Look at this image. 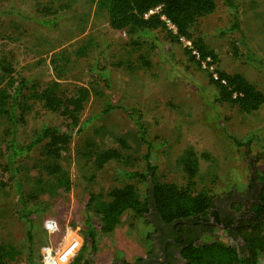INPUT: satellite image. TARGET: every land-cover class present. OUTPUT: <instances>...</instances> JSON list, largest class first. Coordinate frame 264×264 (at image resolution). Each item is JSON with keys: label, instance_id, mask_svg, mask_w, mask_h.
Listing matches in <instances>:
<instances>
[{"label": "rangeland", "instance_id": "obj_1", "mask_svg": "<svg viewBox=\"0 0 264 264\" xmlns=\"http://www.w3.org/2000/svg\"><path fill=\"white\" fill-rule=\"evenodd\" d=\"M232 1L233 9L224 0H215L214 12L192 28V39L215 56L212 69L206 70L188 57L183 43L165 31L128 34L113 30L105 12L89 0H0V59L11 63L14 80L23 79L38 87L56 82L61 94L81 86L89 90L79 131L59 161L70 179L69 191L58 197H32V182L42 176L33 171L39 152L34 150L20 162L23 170L17 173L18 182L33 210L31 250L26 239L28 225L19 216L15 185L5 171L8 125L2 120L0 245L14 252L4 264H30V252L32 264H42L45 249L58 255L75 239L79 245L69 264L79 255L90 264H138L146 259L156 238V224L149 214L139 217L127 211L111 233H103L99 217L89 210L95 230L93 253L85 242L84 224L90 194L107 200L111 190L132 185L145 199L147 184L126 178L124 173H145L146 153L159 182L183 185L187 176L179 160L185 151L192 150L198 157L193 178L196 188L206 191L217 207L233 210L241 206L248 188L257 187L251 193L261 194L264 104L243 114L219 101L218 90L210 83L212 70L238 73L264 95V0ZM59 53L68 60L61 70L55 69L50 59ZM248 55L262 64L249 60ZM29 104L17 127V139L24 144L43 126L61 121L39 103ZM123 134L132 136L128 139L131 148L124 151L128 160L97 171L86 154L118 148L117 136ZM48 221L56 224L54 232L48 231ZM214 240L232 247L242 244L239 231L233 237L216 230L199 241ZM258 261L264 264V253Z\"/></svg>", "mask_w": 264, "mask_h": 264}, {"label": "trees", "instance_id": "obj_2", "mask_svg": "<svg viewBox=\"0 0 264 264\" xmlns=\"http://www.w3.org/2000/svg\"><path fill=\"white\" fill-rule=\"evenodd\" d=\"M89 1L95 4L98 11L105 12L108 25L113 30L128 34L162 30L177 42L180 38L190 41L192 49L185 47V53L201 67L204 65L205 69L209 70L215 62L213 53L200 41L195 42L191 34L192 28L199 19L214 12L215 0ZM224 2L233 9L232 0H224ZM157 7L160 8L158 12L148 15L150 10ZM168 24L174 30L169 28ZM247 58L262 64V61L255 60L249 55ZM50 59L54 68L60 70L68 62L61 53L54 54ZM144 61L145 59L142 58L141 62L145 64ZM11 67L7 59H0V125L2 120H5L8 125L5 130L7 135L5 171L15 185L20 206L19 216L28 225L26 239L31 250L33 233L30 217L33 210L28 207L21 184L18 182L17 173L23 170L22 167L20 168V162L29 157L34 150L39 152L40 158L34 163L33 171L42 176L35 178L32 182V197H58L69 191L71 182L59 165V161L68 153L73 134L79 131L80 116L85 111L89 90L81 86L61 94L56 82L41 87L28 85L23 79L14 80L12 77L14 70ZM210 80V83L218 90L219 101L236 107L243 114L255 112L264 104V95L241 74H225L213 70ZM29 102L39 103L44 110L56 114L61 121L55 126H43L29 143L24 144L17 139V127L30 109ZM127 135L117 136L118 148H105L86 154L92 159L97 171H101L107 164L128 160L129 157L124 151L131 148L128 139L132 136ZM132 141L136 142V140ZM139 145L135 144L136 147ZM144 158L145 173H124L126 178L139 179L147 184L144 200L132 185L111 190L107 200H102L99 194H90L84 214V224L87 228L85 242L90 246L91 253L96 250V242L95 230L88 216L89 210L99 217L103 233H111L120 224L122 215L127 211L139 217L149 214L155 221V230H158L161 224L169 229L171 227L176 229L182 227L184 221L196 222L200 217L207 220L208 216L212 215L213 198L206 191L198 190L193 181L198 170V157L192 150L185 151L179 160L187 176V182L183 185L159 182L156 179V168L149 161V153H146ZM252 211L254 218L239 230L242 238L241 245L232 247L215 240L191 241L181 252L184 264H259L258 256L264 253V229H260L264 226V188ZM9 250L0 245V264H4L5 259L13 258L14 252ZM32 260L33 256L30 252L28 263L32 264ZM72 264H90V260H83L79 255Z\"/></svg>", "mask_w": 264, "mask_h": 264}, {"label": "flooded vegetation", "instance_id": "obj_3", "mask_svg": "<svg viewBox=\"0 0 264 264\" xmlns=\"http://www.w3.org/2000/svg\"><path fill=\"white\" fill-rule=\"evenodd\" d=\"M257 187L248 188L247 196L240 201L241 206L233 210L231 207H217L215 203L212 215L208 219L199 218L196 222L184 221L182 227L170 229L160 225L155 230L153 252L138 264H184L181 252L184 246L191 241L199 240L216 230H224L229 235L235 236V233L244 228L254 218L253 207L258 202V191L251 192ZM236 204V203H235Z\"/></svg>", "mask_w": 264, "mask_h": 264}, {"label": "built area", "instance_id": "obj_4", "mask_svg": "<svg viewBox=\"0 0 264 264\" xmlns=\"http://www.w3.org/2000/svg\"><path fill=\"white\" fill-rule=\"evenodd\" d=\"M159 10H160L159 7L155 8L153 10H150L148 12V15L156 13ZM168 26H169V28L174 30V28L170 24H168ZM179 41L181 43H183L185 45V47H187L188 49H192V45H191L190 41H187L184 38H180ZM192 52H193V54H195L194 51H192ZM202 66L204 67V65H202ZM210 69H212V67H210ZM214 77H215V75H214ZM46 227H47L49 232H54L56 230V224L52 221L46 222ZM77 244L78 243L75 240H71V242L69 243V246L58 255L49 248L45 249L43 251V254H42V264H69L70 258H72L74 254L73 255L66 254V250L70 249V248L73 249L74 247L77 246Z\"/></svg>", "mask_w": 264, "mask_h": 264}, {"label": "bare ground", "instance_id": "obj_5", "mask_svg": "<svg viewBox=\"0 0 264 264\" xmlns=\"http://www.w3.org/2000/svg\"><path fill=\"white\" fill-rule=\"evenodd\" d=\"M74 239H75V238H74ZM75 240H76V239H75ZM78 245H79V243H78L77 246L74 247L73 249H71V248H70V249H67V250H66V254H71V255H73V254L75 253L76 248L78 247ZM68 246H69V245H68ZM68 246H67V247H68ZM71 255H70V256H71Z\"/></svg>", "mask_w": 264, "mask_h": 264}, {"label": "water", "instance_id": "obj_6", "mask_svg": "<svg viewBox=\"0 0 264 264\" xmlns=\"http://www.w3.org/2000/svg\"><path fill=\"white\" fill-rule=\"evenodd\" d=\"M148 261H144L143 264H146Z\"/></svg>", "mask_w": 264, "mask_h": 264}]
</instances>
